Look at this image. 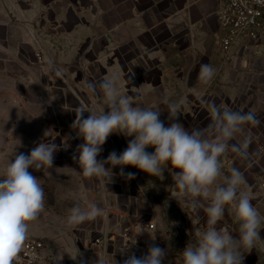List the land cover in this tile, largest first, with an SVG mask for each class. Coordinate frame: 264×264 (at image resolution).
Here are the masks:
<instances>
[{
  "label": "crops",
  "instance_id": "crops-1",
  "mask_svg": "<svg viewBox=\"0 0 264 264\" xmlns=\"http://www.w3.org/2000/svg\"><path fill=\"white\" fill-rule=\"evenodd\" d=\"M217 10L218 0H0V43L8 49L0 58L10 64L9 69L13 62L27 66L29 57L16 48L24 47L31 52V60H52L56 68L49 71L54 79L48 87L50 92L40 81L47 95L68 92L71 84L63 86L60 79L69 83V79L81 76L88 81H94L92 78L99 81L116 74L125 94L142 106L163 110L161 119L166 123L168 106L164 99L179 104V120L188 130L207 127L210 102L255 113L260 124L246 126L252 138L251 166L231 153L222 157L221 163L226 175L230 174L233 161L241 167L246 177L241 190L249 193L253 205L264 214V36L254 42L239 41L231 62L226 61L215 38L219 28ZM242 46L247 49L243 51ZM201 64H210L216 69L210 84L198 79ZM56 70L62 75L57 76ZM37 71L36 78L40 79L48 73L43 69ZM3 77L9 85L4 84L6 90H0L5 109L21 110L24 106L20 107L12 96L21 95V84H32L25 76L24 82L19 81L10 70H5ZM85 94L86 110L96 113L105 110L100 96L88 90ZM22 99L31 108V102L24 96ZM47 100L55 104L53 97ZM62 109L66 120L51 123L57 130L50 128L43 132L40 119L30 117L32 112L24 109L16 127L19 132L0 135L3 142L10 138L20 145L21 141L20 152L24 153L30 152L41 140L60 146L53 168L29 169L33 175L40 173V183L48 184L52 194L53 209L49 214L44 210L41 228L28 233V238L44 243L41 264H77L79 253L83 254L86 264H91L104 258L105 249L108 264H114L113 257L120 264L126 258L122 250L129 248L136 256L143 255L150 236L155 237V243L161 248L169 249L164 264H183L181 251L187 243L197 242L199 234L206 230L207 218L203 208L197 221L191 209L178 204L167 172L160 183L147 186L151 195L146 196L141 192L144 186L136 178L125 179L119 175L118 167L113 169L116 175L106 196L107 224L98 218L75 228L66 226L67 214L75 204L82 209L92 203L103 205L105 196L95 180L89 181L72 171L78 169L72 154L83 141L76 138L75 132H70L75 120L73 108L64 101ZM6 116V120L14 123L11 118L14 113ZM34 126L38 129L36 133L20 130L34 129ZM67 143L70 147L65 150L63 145ZM112 151L119 153L113 135L103 145L98 159H106ZM12 155H2L0 175ZM125 171L130 172L128 167ZM146 223L154 229H146ZM218 226H227L238 235V224L227 213ZM141 231L145 232L137 235ZM244 264H264V227L261 239L245 254Z\"/></svg>",
  "mask_w": 264,
  "mask_h": 264
},
{
  "label": "clouds",
  "instance_id": "clouds-1",
  "mask_svg": "<svg viewBox=\"0 0 264 264\" xmlns=\"http://www.w3.org/2000/svg\"><path fill=\"white\" fill-rule=\"evenodd\" d=\"M258 2L264 4V0ZM0 52L8 53V49L0 45ZM48 67L56 68L52 60L48 61ZM55 74L62 75L59 70ZM215 75L216 69L210 64L200 65L198 79L202 83L210 84ZM40 81L39 77L34 79L36 84ZM86 88L102 98L105 110L96 113L83 107L76 109L71 129L83 143L78 144L72 154V160L78 165V169L72 171L89 181L95 180L105 199L103 205L92 203L83 209L75 204L67 214L66 226L75 228L98 218L107 224L106 196L116 175L113 169L118 167L119 175L129 180L135 178V173L126 172L128 166L160 180L165 179L167 172L178 204L191 209L197 221L199 210L203 208L207 218L206 230L199 234L197 242L187 243L181 251L183 264H244L245 254L261 239L264 214L253 205L249 193L241 190L246 184L241 167L235 166L233 161L230 174L226 175L221 158L231 153L251 166L252 138L246 126L260 124L255 113L235 111L210 102L207 127L188 130L179 120V104L164 99L168 106L166 123L160 118L161 111L142 106L125 94L116 74L88 81ZM113 134L131 138L127 147L120 153L110 152L106 159H98L103 145ZM22 146L20 141L19 147ZM69 147L68 143L63 145L65 150ZM149 148L154 151H147ZM17 149L0 175V264H15L28 239L30 223L38 220L45 210L44 189L29 169L53 168L60 146L41 140L28 153ZM226 213L237 222L238 235L227 226H218ZM146 244V252L139 257L129 248L122 250L126 258L120 264H164L169 249L157 245L152 236ZM78 257L75 258L77 264H86L82 253ZM113 261L118 264L114 257ZM91 264H108L107 249L102 260Z\"/></svg>",
  "mask_w": 264,
  "mask_h": 264
},
{
  "label": "rangeland",
  "instance_id": "rangeland-1",
  "mask_svg": "<svg viewBox=\"0 0 264 264\" xmlns=\"http://www.w3.org/2000/svg\"><path fill=\"white\" fill-rule=\"evenodd\" d=\"M0 35H1V33H0ZM0 45H2V43H0ZM16 48H17L19 53L26 54L29 57L28 59L27 58L26 59L30 60L32 62L28 61L26 63L27 66H25V63L13 62V63H11V68L9 69L10 64L8 65L7 62H3L0 58V90H2V88L5 89L4 84L8 85V82L3 81V78H4L3 76L5 74V70L6 71L10 70L11 73H14L15 76L18 77L19 81H21V80L23 81V79H24L23 76H25V79H28L27 80L28 83H31L32 86H25V84L24 85L21 84V87H22L21 95L16 94V95L12 96L13 99L19 104L20 107L24 106L21 110H18L14 107H9L8 109H5V108H7V106L5 105L6 103L5 104L3 103L5 101L2 99L3 94H1V92H0V135L5 134V135L9 136L10 134H14V133L19 132V130L16 127H17V123L19 122V116H22L21 113L26 111L24 109H27V111L32 112V115H29L30 117L32 116V118L40 119L43 132L50 131V128L57 130L58 127H51L52 121H54V123L57 124V123H59V120H64L66 118L64 110L62 109V104L64 105V101H65V104L67 106L73 108L72 111H73V116H74L73 118L74 119H75V111L77 108L83 107L86 109V105H85L86 101L85 100L87 99V96H86L85 92L88 90L86 88V83L88 82L87 79H84L83 77L78 76L76 78L69 79V83H67L66 79L65 80L60 79V80H62L61 84L63 86H67L68 84H71L68 87V92L64 93V94H59V95L58 94L47 95L45 92L46 90H44V89L46 88L47 91L50 92V90H49L50 88H48V87L50 84L54 83V79L51 78V74L49 72L50 69L48 67V61L47 62H38V60H37L38 58H34V60H31V56H30L31 52H27L26 48H24V47H16ZM1 54H4V52H0V55ZM37 56H39V55H36V57ZM40 69H43L44 71L45 70L48 71L46 77L41 79L45 88L42 87L41 83H39V84L34 83V79L36 78V76L39 73L37 70H40ZM92 80L95 81L98 79L92 78ZM55 81H56V79H55ZM25 83H26V81H25ZM4 95H6V94H4ZM57 95H58V97H57ZM23 96L25 98H27L26 101L28 100L31 102V108L28 109L27 104L24 103V101L22 99ZM50 96L53 97L54 103L56 105L55 104L53 105L52 103H50V101L47 100V99H50ZM174 96L177 97L178 95H174ZM56 97L58 98V100ZM160 98H162L161 95H160ZM176 99L174 101H177ZM83 104L85 105V107L83 106ZM3 106H4V109L2 110ZM52 110H53V112H52ZM159 111H161V113H162L161 117H163L164 111L163 110H159ZM13 113H14V116H11V118H12V122H14V123H11L10 120L9 121L6 120L7 119L6 115L7 114L12 115ZM34 113L37 114V117L33 116ZM38 114H40V116ZM26 116L28 117V115H26ZM14 124H15V126H14ZM20 130L23 132H29V133H36V130L38 131V129L35 128V126H34V129L28 128L27 130L26 129H23V130L20 129ZM41 132H42V130H41ZM70 132H74V131L71 130ZM129 139H131V138H125L122 135L113 134V142H114V145L116 146L119 153L122 152L127 147ZM0 145H1L0 146V156H1L0 160L1 161H2V155L3 154L9 155L11 153V155H12L17 148H18L17 149L18 152H20V149L22 148V147H19L20 146L19 143H16L13 140L10 141V138L8 139V142H3V140L0 141ZM24 145H26V144L24 143ZM27 150H29V149H27ZM24 151H25V149H24ZM147 151L153 152L154 149L149 148V149H147ZM0 166L2 167L1 162H0ZM128 170H130L131 173H135V178L137 179V182L141 186H144L143 191H141V192H143L144 195H146V196L151 195L146 190L147 186H151V185H154V183H160L162 181L158 177L149 176L147 173L140 171L139 169H137L135 167L128 166ZM34 176H37L40 180V173L35 174ZM41 186L43 187L44 192H45V210H46L45 213L49 214L51 212V210L53 209V207H52V194L50 191V186L48 184H41ZM154 193L156 194V192H154ZM43 214H44V212L41 213L38 220L30 223L29 231L34 232L37 230V227L41 228L42 222L44 220Z\"/></svg>",
  "mask_w": 264,
  "mask_h": 264
},
{
  "label": "built area",
  "instance_id": "built-area-1",
  "mask_svg": "<svg viewBox=\"0 0 264 264\" xmlns=\"http://www.w3.org/2000/svg\"><path fill=\"white\" fill-rule=\"evenodd\" d=\"M217 17L219 28L215 38L226 61L231 62L239 41L254 42L264 36V4L258 0H218ZM145 228L153 230L154 226L146 223ZM43 249L40 239L28 238L15 264H41Z\"/></svg>",
  "mask_w": 264,
  "mask_h": 264
}]
</instances>
